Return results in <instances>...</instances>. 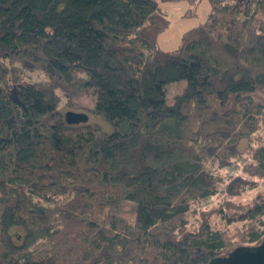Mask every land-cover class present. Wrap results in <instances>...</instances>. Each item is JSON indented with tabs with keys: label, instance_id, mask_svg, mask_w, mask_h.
Here are the masks:
<instances>
[{
	"label": "trees",
	"instance_id": "obj_1",
	"mask_svg": "<svg viewBox=\"0 0 264 264\" xmlns=\"http://www.w3.org/2000/svg\"><path fill=\"white\" fill-rule=\"evenodd\" d=\"M177 1L0 0V264H207L264 239V0H208L164 51Z\"/></svg>",
	"mask_w": 264,
	"mask_h": 264
},
{
	"label": "rangeland",
	"instance_id": "obj_2",
	"mask_svg": "<svg viewBox=\"0 0 264 264\" xmlns=\"http://www.w3.org/2000/svg\"><path fill=\"white\" fill-rule=\"evenodd\" d=\"M159 6L161 10L165 13L166 18L168 19L169 25L167 29L162 32L157 39L158 48L164 51H172L178 48L181 43L182 34L203 23L209 12H210V4L208 0H200L198 3L192 0H180L177 2L171 3H162L159 2ZM187 88L185 81H180L172 84L167 93H166V101L168 104L172 102L173 97L176 94L182 93ZM89 100V99H88ZM88 100H84V103L88 105L90 103ZM89 123L93 124H102V128L104 130H109V127L105 124L101 123V119L97 117H90ZM247 141H242L240 144V149H243L246 146ZM245 156L239 159V166H231L228 167L224 174H226V179H228L231 175H234L239 170L240 165L245 161ZM256 194L255 190H248L245 192L242 197L239 198L241 203H245L246 201H251L254 195ZM222 198V197H221ZM220 200V197L215 196L209 201H207L203 207H209L216 205ZM126 211H129V208L126 207ZM63 261H60L58 264H73L71 262L72 258L64 256Z\"/></svg>",
	"mask_w": 264,
	"mask_h": 264
},
{
	"label": "water",
	"instance_id": "obj_3",
	"mask_svg": "<svg viewBox=\"0 0 264 264\" xmlns=\"http://www.w3.org/2000/svg\"><path fill=\"white\" fill-rule=\"evenodd\" d=\"M11 98L17 101L15 94ZM69 125L84 124L89 117L83 112L67 111L64 115ZM207 264H264V239L256 246H239L224 257H217Z\"/></svg>",
	"mask_w": 264,
	"mask_h": 264
}]
</instances>
